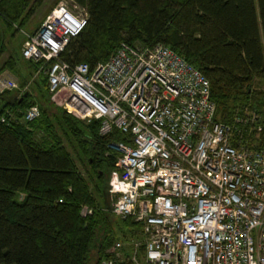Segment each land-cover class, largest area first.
Returning a JSON list of instances; mask_svg holds the SVG:
<instances>
[{
    "label": "built area",
    "instance_id": "1",
    "mask_svg": "<svg viewBox=\"0 0 264 264\" xmlns=\"http://www.w3.org/2000/svg\"><path fill=\"white\" fill-rule=\"evenodd\" d=\"M86 20L73 0H60L34 30H19L20 55L44 65L55 107L98 121L100 136H122L107 146L116 154L107 181L110 212L137 229L113 241L98 264H264L258 118L217 121L207 80L164 46L120 43L92 69L62 62L59 54ZM4 89L15 84L1 78ZM38 114L32 106L23 121ZM88 214L83 207L80 215Z\"/></svg>",
    "mask_w": 264,
    "mask_h": 264
},
{
    "label": "trees",
    "instance_id": "2",
    "mask_svg": "<svg viewBox=\"0 0 264 264\" xmlns=\"http://www.w3.org/2000/svg\"><path fill=\"white\" fill-rule=\"evenodd\" d=\"M43 2L2 0L0 26L20 30ZM73 2L87 20L59 54L62 62L92 69L120 43L167 47L207 80L217 121L256 116L264 137V91L258 89L264 87V0ZM5 51L1 42L0 56ZM13 52L26 70L38 66L43 74L30 92L0 91V264H98L113 241L137 229L110 212L107 181L116 154L107 146L122 136L116 130L100 136L98 121L86 123L55 107L44 65ZM17 60L9 55L2 69H14ZM32 106L38 117L24 122ZM38 131L43 137L35 139ZM83 207L90 210L84 217Z\"/></svg>",
    "mask_w": 264,
    "mask_h": 264
},
{
    "label": "rangeland",
    "instance_id": "3",
    "mask_svg": "<svg viewBox=\"0 0 264 264\" xmlns=\"http://www.w3.org/2000/svg\"><path fill=\"white\" fill-rule=\"evenodd\" d=\"M60 0H44L42 5L34 12L32 17L26 22V24L19 28L23 31H32L34 30L44 19L46 14L55 7V5ZM23 41L22 35L19 33V30H15L14 28H8L6 26L2 27L0 26V43L2 42L3 45L6 46L8 51H5L0 56V79L1 78H7L15 84V89L11 90H18L19 93L26 92L32 89L33 82H37L39 77L43 74L42 70L37 66V70L35 71V68L32 67V69L26 70V62H18V58H16V55L13 51H18L21 48ZM9 55L12 56V58H15L16 64L14 66V69L8 70V69H2L3 62L8 60ZM28 66V65H27ZM2 69V70H1ZM15 69L18 72H14ZM40 69V70H39ZM20 74V76H18ZM25 79V85L20 88V85ZM259 90L264 91V87H259ZM58 129V128H57ZM56 131V130H55ZM56 132H59L58 130ZM61 133V132H60ZM43 137V133L41 131H38L35 135V139H40ZM60 142H62L65 145L64 138H59ZM71 154L74 156V151L72 152V148L69 149ZM77 163V161H75Z\"/></svg>",
    "mask_w": 264,
    "mask_h": 264
},
{
    "label": "water",
    "instance_id": "4",
    "mask_svg": "<svg viewBox=\"0 0 264 264\" xmlns=\"http://www.w3.org/2000/svg\"><path fill=\"white\" fill-rule=\"evenodd\" d=\"M26 94H24V96H25Z\"/></svg>",
    "mask_w": 264,
    "mask_h": 264
}]
</instances>
